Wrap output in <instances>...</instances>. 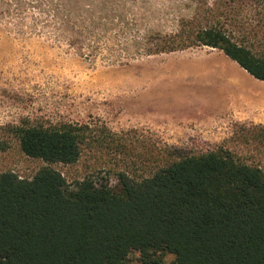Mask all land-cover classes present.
I'll list each match as a JSON object with an SVG mask.
<instances>
[{
	"label": "trees",
	"instance_id": "obj_1",
	"mask_svg": "<svg viewBox=\"0 0 264 264\" xmlns=\"http://www.w3.org/2000/svg\"><path fill=\"white\" fill-rule=\"evenodd\" d=\"M196 1L176 33L150 38L147 53L210 47L264 82V57L217 10L248 1L259 7L258 23L264 0ZM6 130L23 155L45 165L29 179L0 172V264H128L132 254L138 264H264V154L224 145L186 156L166 146L138 150L128 139L135 131L74 122ZM254 130L250 141L264 145V127ZM10 140L0 135V153ZM84 157L90 163L72 182L52 166Z\"/></svg>",
	"mask_w": 264,
	"mask_h": 264
},
{
	"label": "rangeland",
	"instance_id": "obj_2",
	"mask_svg": "<svg viewBox=\"0 0 264 264\" xmlns=\"http://www.w3.org/2000/svg\"><path fill=\"white\" fill-rule=\"evenodd\" d=\"M196 6V0H0V135L10 140L6 129L13 125L74 122L135 131L128 139L138 150L166 146L186 156L224 145L257 159L264 145L250 141L249 132L264 127V82L210 47L147 53L150 38L176 33ZM220 6L225 28L264 57L259 7ZM9 143L0 172L29 179L45 165ZM80 162L52 166L72 182L90 159ZM137 258L130 255L128 264Z\"/></svg>",
	"mask_w": 264,
	"mask_h": 264
}]
</instances>
